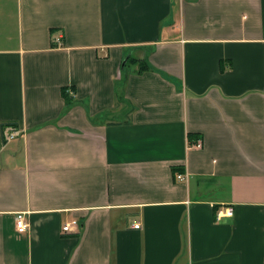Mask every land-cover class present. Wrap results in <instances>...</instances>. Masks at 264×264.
<instances>
[{
    "label": "crops",
    "instance_id": "0c3cea01",
    "mask_svg": "<svg viewBox=\"0 0 264 264\" xmlns=\"http://www.w3.org/2000/svg\"><path fill=\"white\" fill-rule=\"evenodd\" d=\"M0 264H264V0H0Z\"/></svg>",
    "mask_w": 264,
    "mask_h": 264
},
{
    "label": "built area",
    "instance_id": "2783aa9c",
    "mask_svg": "<svg viewBox=\"0 0 264 264\" xmlns=\"http://www.w3.org/2000/svg\"><path fill=\"white\" fill-rule=\"evenodd\" d=\"M193 147L195 148H201L202 147V142L200 139H196L193 144ZM176 179L177 180H184V174L182 173H177L176 174ZM232 215V209L230 207H225L224 209H220L217 211L216 214V219H220L223 216H231ZM27 222L24 219V214L23 213H18L15 217V226L18 232H24L27 229ZM79 226V223L76 219H72L62 225V232L68 233L73 231L74 229H77ZM134 228H139L140 225L139 223H133Z\"/></svg>",
    "mask_w": 264,
    "mask_h": 264
},
{
    "label": "trees",
    "instance_id": "16d2710c",
    "mask_svg": "<svg viewBox=\"0 0 264 264\" xmlns=\"http://www.w3.org/2000/svg\"><path fill=\"white\" fill-rule=\"evenodd\" d=\"M128 63L137 64V72H141V71L149 68L148 64L145 61H143L142 59H138V58H134L132 56H129L127 58V60L125 61L124 65H122V67L120 68V71H123L124 66H127ZM61 92L64 95V98L66 99V101H70V97H68V95L65 93L64 87L61 88ZM7 125H9V124H7ZM173 170L175 172L177 171V169H173Z\"/></svg>",
    "mask_w": 264,
    "mask_h": 264
}]
</instances>
